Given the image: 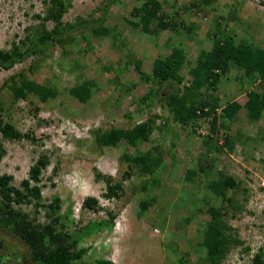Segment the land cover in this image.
<instances>
[{"label": "rangeland", "instance_id": "rangeland-1", "mask_svg": "<svg viewBox=\"0 0 264 264\" xmlns=\"http://www.w3.org/2000/svg\"><path fill=\"white\" fill-rule=\"evenodd\" d=\"M65 1L67 12L57 24L47 18L52 0H0V50L4 51L17 45L25 52L36 36L46 31L103 20L101 24L73 28L61 42H52L9 71L0 68V98L5 102L1 114L13 130L12 137L0 131V142L6 149L0 175L11 176V185L23 190L22 183L29 179L31 168L44 160L40 181L30 182L41 189V204H51L58 198L64 202L60 232L74 233L90 223L109 220L110 212L116 218L122 216L126 238L111 244L122 226V221L116 225L117 218L118 228L111 237L105 230L79 244L78 249L87 250L84 264L110 256L111 251L120 252L123 264H210L203 233L216 219L230 240L227 253L217 264H251L264 246V112L253 120L243 106L247 94L259 89V81L249 79L236 67L223 79L217 93L218 133L214 143L208 145L212 146L209 158L213 168L200 174L195 171L197 160L206 156L205 141L211 136L214 115L185 126L173 122L162 105L163 96L174 91L183 93L192 77L185 69L182 86L167 83L160 87L143 79L138 69L150 75L154 61L167 57V36L174 42L183 41L190 58L196 60L200 49H211L216 34L214 20L218 18L238 25V36L246 35L245 28L253 31L255 23L258 32L263 31L264 0H212V8L183 12L180 23L194 25L190 41L185 37L186 28L156 38L130 26L129 22L136 20L134 9L147 0ZM189 1L160 0L166 13H172L175 4ZM235 15L236 20H232ZM100 28L109 33L97 34ZM253 38L264 47L263 36ZM21 73L55 90L54 98L43 102L29 95L14 101L6 84ZM84 81L91 82V88L89 98L82 103L71 90ZM233 103L242 109L228 117L224 109H234ZM150 118L155 125L147 140L132 145L122 139L115 146L103 148L97 144L98 135L113 128L132 129ZM139 156L150 160L137 162ZM98 175L102 176L99 180ZM221 176L237 183V188L228 193L232 203L223 202L209 189V184ZM108 177L122 184L120 199L103 197L107 192L104 178ZM89 197L99 200L96 210L84 207ZM36 203L33 200L31 205L14 207L32 218L36 216L43 224L49 223L45 208L36 214ZM211 206L225 207L224 215L215 219L209 211ZM69 210L71 217H64ZM157 237L162 243L157 244ZM0 250V264L8 256L11 260L3 264H35L26 244L1 229Z\"/></svg>", "mask_w": 264, "mask_h": 264}, {"label": "trees", "instance_id": "trees-1", "mask_svg": "<svg viewBox=\"0 0 264 264\" xmlns=\"http://www.w3.org/2000/svg\"><path fill=\"white\" fill-rule=\"evenodd\" d=\"M53 6L48 13L47 18L60 24L67 12V3L65 0H52ZM190 2V3H189ZM186 5L178 6L175 4L171 8L172 13H166L160 0H147L140 8H135L133 21L130 26L144 34L160 37L162 33L177 34L180 28H186L185 37L192 40L194 25L181 21L183 12L193 11L197 7H211L212 0H190ZM188 4H190L188 6ZM214 5V4H213ZM264 5V2H263ZM232 20H236L232 16ZM218 18L214 20L215 36L211 49H200L196 60L191 59L189 52L183 45V41L176 46L172 45L171 39L165 44L166 49H172L170 55L166 58H158L154 61L152 73L144 74L140 71L142 78L147 82L155 84H177L182 86L185 83L186 75L182 72L187 69V74L192 77L190 86L185 88L183 93L174 91L162 97V105L172 115L173 122H181L185 126L187 124L196 125L199 119H206L210 115L213 116L211 122V136L206 139L207 152L206 156L199 157L196 172L204 174L207 170L213 168V162L209 158L210 149L213 144L214 137L218 133V117L217 105L219 104L218 95L219 86L224 78H227L234 67L244 71L245 76L249 79L259 81V89L252 90L247 94L248 100L243 106L248 116L253 120L260 118L264 112V47L262 43H258L253 37H248L244 33L238 36V25H232L230 20ZM103 20L85 22L76 25L73 28H86L87 26L102 23ZM229 22V23H228ZM225 23V24H224ZM234 27V30L230 28ZM71 27L60 30L56 28L46 31L40 36H36L33 45L23 52L20 46L14 45L9 51L0 50V68L11 70L16 65L26 61L28 57L34 53L38 54L47 49L52 42L63 40L64 35L71 32ZM248 28L243 29L247 30ZM236 32L233 35V32ZM242 31V29L240 30ZM242 31V32H243ZM241 32V33H242ZM98 33H109L108 30L100 28ZM26 41H24L25 43ZM171 42V43H170ZM170 43V44H169ZM185 43V42H184ZM6 88L11 94L14 101L25 99L29 95L38 96L43 102H47L54 98L56 91L48 87L42 86L36 82L30 81L25 74L21 73L11 77L6 84ZM91 82L84 81L79 86L71 90L74 98L85 103L90 96ZM214 100V101H213ZM234 109L225 108L224 111L228 117H233L236 110L242 109L237 103ZM5 107V102L0 98V131L6 137L13 136V130L10 125L4 122L1 112ZM159 119V118H158ZM155 123L150 118L145 123H140L132 129L113 128L109 132L98 135L97 144L100 147L115 146L118 141L125 139L132 145H136L141 140H147L153 131ZM232 148V146L230 147ZM6 155V149L0 142V163ZM150 158L140 157L137 162H147ZM46 165L44 160L38 161L30 170V177L23 181V190L11 185L12 177L8 175H0V229L10 233L20 242L26 244L29 249L31 260L35 264H84L87 250L85 248L78 249L79 244L90 237L97 236L98 233L105 230H111L115 226L116 216L109 213V220L101 222H93L85 228L72 232H60L58 226L62 225V216L60 214L64 202L58 198L48 205L41 204V189L38 186H32L30 181L38 183L41 177V171ZM195 173V172H194ZM98 180L102 178L98 175ZM106 184V194L103 195L107 200L120 199L123 195V186L120 183H114L112 178H104ZM237 183L233 178L220 177L218 180L209 184V189L216 197H221L223 202L232 203V199L228 197L229 190L236 189ZM33 200H37L35 205L36 214L41 208L46 209V217L49 223L43 224L38 221L35 216L32 218L28 213L17 210L14 204H33ZM99 200L89 197L84 203V207L89 210H96ZM145 207V205H144ZM223 206L219 208L209 207V211L213 213L214 218L224 215ZM209 212V213H210ZM72 210L68 211L64 217H71ZM228 214L225 213V216ZM216 223H211L204 229V246L208 251V259L210 264H217L225 256L228 249L229 238H227L223 229L220 227V221L216 219ZM1 251V250H0ZM10 256L2 258V264L6 260H11ZM21 262V259H18ZM85 264H113L111 261L104 259L95 260L92 263ZM116 264V263H115ZM251 264H264V246L254 256Z\"/></svg>", "mask_w": 264, "mask_h": 264}, {"label": "crops", "instance_id": "crops-1", "mask_svg": "<svg viewBox=\"0 0 264 264\" xmlns=\"http://www.w3.org/2000/svg\"><path fill=\"white\" fill-rule=\"evenodd\" d=\"M237 1H239V0H237ZM240 12H243V10L241 11L240 10ZM257 15H258V13H257ZM245 17H247L246 15H244ZM235 17V16H234ZM236 17H237V15H236ZM260 17H262V15L260 16ZM259 19V18H258ZM247 21V20H246ZM248 23L250 24L251 22H250V20H248ZM255 22H253V24H254ZM254 25H256V23L254 24ZM253 25V28H254V30L253 31H249V30H245V33H246V35H248V37H257V35H260L261 37L263 36L264 37V30L263 31H261V30H259V32H258V28H257V26L255 27ZM161 35H166V34H164V33H162ZM161 35H160V37H161ZM169 39H171V42H172V45H170V47L172 48V47H174V46H176L177 44H178V42H174V40H173V38H172V36H167ZM169 39H167L166 38V42L169 40ZM170 42V43H171ZM169 43V44H170ZM262 43V42H261ZM160 49H162V48H160ZM164 49H166L165 48V46H164ZM171 50L172 49H167L166 51H165V54H168V55H170V53H171ZM158 53H160V51L158 50L157 51ZM161 55V54H160ZM167 55V56H168ZM164 58V57H163ZM160 59V58H159ZM122 217V216H121ZM121 217H119L118 218V220H117V223H116V225L117 224H119L118 223V221L120 222V221H122V226H121V230H120V232L118 233V235L116 236V237H113L112 239H113V241L111 242V244H112V246L113 245H115V244H117V242H119V240L120 239H124V238H126V232L125 231H122V227H123V225H125V223H124V220H122L121 219ZM116 225L114 226V227H116ZM118 227H116V228H113V229H111V230H108L107 231V233H110L109 235H110V237H111V235H113V233H114V231H116L115 229H117ZM124 229V228H123ZM125 232V233H124ZM110 237H108V239H110ZM156 238V237H155ZM107 239V240H108ZM131 239H132V237H131ZM156 241H157V244H158V241L159 242H161L162 243V238H159V237H157V239H156ZM109 249H112V247H110V242H109ZM111 252H113V253H111ZM110 253H111V255L110 256H103L101 259H104V260H107V261H111L113 264H117L118 262L120 263V264H123V262L121 261V256H120V252H118V251H111ZM113 261H117V262H113ZM144 263V262H143ZM142 263V264H143ZM129 264H137V263H134V262H132V263H129ZM144 264H146V262L144 263Z\"/></svg>", "mask_w": 264, "mask_h": 264}]
</instances>
